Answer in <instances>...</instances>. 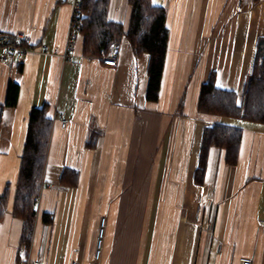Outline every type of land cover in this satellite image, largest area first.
<instances>
[{
	"label": "crops",
	"instance_id": "obj_1",
	"mask_svg": "<svg viewBox=\"0 0 264 264\" xmlns=\"http://www.w3.org/2000/svg\"><path fill=\"white\" fill-rule=\"evenodd\" d=\"M151 1L168 30L156 103L146 100L148 56L135 57L125 38L114 67L85 56L81 34L62 60L72 0H0V33L29 38L19 62H2L0 50V264H19L21 250L40 264H264V125L197 109L211 74L241 101L264 39V0ZM107 18L126 29L127 0H110ZM10 84L17 101L3 107ZM44 103L50 140L23 246L11 211L28 117ZM219 123L242 129L237 159L211 148L196 185L202 131ZM65 169L77 173L74 187L60 183Z\"/></svg>",
	"mask_w": 264,
	"mask_h": 264
},
{
	"label": "trees",
	"instance_id": "obj_2",
	"mask_svg": "<svg viewBox=\"0 0 264 264\" xmlns=\"http://www.w3.org/2000/svg\"><path fill=\"white\" fill-rule=\"evenodd\" d=\"M110 0H81L76 23L83 37V54L91 57H104L112 43L125 38L135 57L148 56L146 100L156 103L159 98L161 78L167 52L168 30L166 28V10L153 5L151 0H127L130 19L127 28L110 22L107 10ZM18 86L10 84L3 107H14L18 97ZM0 108V118H1ZM197 109L199 112L220 118L245 121L264 125V39L258 40L252 72L247 78L241 101L232 92L215 87L214 74L200 87ZM51 133V114L49 105L31 109L28 117L27 133L20 158L18 180L11 216L21 223L23 246L29 244L35 224V199L38 197L48 144ZM97 132H91L86 143L88 148L95 145ZM242 129L236 126L215 124L204 128L201 134L198 165L193 181L202 185L205 177L208 154L215 147L225 151L227 164L237 159ZM60 183L74 187L77 173L65 169ZM8 188L0 197V222L6 215ZM46 223L50 221L45 219ZM18 264V263H17Z\"/></svg>",
	"mask_w": 264,
	"mask_h": 264
},
{
	"label": "built area",
	"instance_id": "obj_3",
	"mask_svg": "<svg viewBox=\"0 0 264 264\" xmlns=\"http://www.w3.org/2000/svg\"><path fill=\"white\" fill-rule=\"evenodd\" d=\"M81 0H72L71 3V18L67 30L66 41L64 45L63 53L61 54V58L63 61H66L70 58V52L72 51V47L74 42L77 40L79 36L78 25L76 23L77 15L80 9ZM29 44V38L20 33L14 35H5L0 33V50L2 51L1 61L6 63L14 59L19 62L25 53L28 51L25 49V46ZM41 53L47 54L48 48L46 46L41 47ZM118 56V45L113 43L107 55L101 57L99 60L107 66L114 67L116 64ZM53 121H58L60 123V127L62 129L66 126V120L60 115L55 116ZM39 198L35 199V203L38 205ZM264 231V223H261ZM19 264H40L39 261L31 259L26 255V251L21 250L19 253ZM76 264V263H72ZM96 264V263H93ZM237 264H253L252 259L250 258H240Z\"/></svg>",
	"mask_w": 264,
	"mask_h": 264
}]
</instances>
